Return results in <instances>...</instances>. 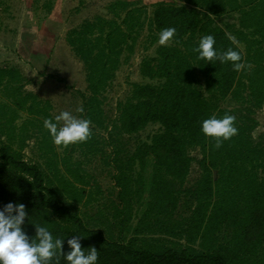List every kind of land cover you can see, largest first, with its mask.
<instances>
[{
    "label": "trees",
    "instance_id": "16d2710c",
    "mask_svg": "<svg viewBox=\"0 0 264 264\" xmlns=\"http://www.w3.org/2000/svg\"><path fill=\"white\" fill-rule=\"evenodd\" d=\"M108 13L68 35L87 72L82 117L91 120L92 135L86 142L60 151L44 127L54 117L51 100L26 92L21 70L0 68V208L24 204L29 238L35 225L47 227L64 239L66 253L67 240L78 236L86 254L89 247L98 250L97 264H264V145L253 136L256 112L264 108V0H159L151 12L116 0ZM233 14L237 23L219 22ZM169 27L176 35L161 46L159 33ZM209 34L217 51L241 54L239 71L231 62L197 58L193 48ZM143 37L148 48L157 45L141 62L149 81L134 82L110 120L105 94L122 56L133 54ZM213 115L234 116L238 129L220 148L201 131ZM150 123L161 126L151 141L127 149L125 137ZM31 139L43 162L25 159ZM196 149L201 176L188 184ZM78 150L100 155L114 169L118 237L99 218L106 207L99 205L93 216L81 208L99 201L100 188L74 157ZM136 204L141 214L131 230ZM57 260L67 264L59 252L53 264Z\"/></svg>",
    "mask_w": 264,
    "mask_h": 264
},
{
    "label": "rangeland",
    "instance_id": "374dc122",
    "mask_svg": "<svg viewBox=\"0 0 264 264\" xmlns=\"http://www.w3.org/2000/svg\"><path fill=\"white\" fill-rule=\"evenodd\" d=\"M114 1L116 0H0V68L21 70L28 78L24 90L51 100L54 116L62 110H70L77 114L75 109L83 106L84 101L81 92L88 94L87 72L84 62L69 44L68 35L71 29L85 21L94 20L99 15L110 16L108 6ZM129 1L138 2L151 12L154 3L159 0ZM233 15L219 19V22L221 24L225 21L236 22L238 14ZM145 42V37L141 38L133 54L126 53L122 56V64L104 99V107L110 120L117 117V103L127 97L132 84L149 81L141 73V62L144 57L155 55L157 45L148 48ZM228 106L233 108L235 103ZM26 115L27 113L23 112L19 122H22ZM77 115L82 117V113ZM255 116L258 126L253 136L256 142L264 145V108L258 110ZM160 129V124L150 123L137 134L126 136L127 149L134 150L137 145L150 142L151 137ZM102 134L107 135L105 131ZM58 149L63 152L64 146H58ZM192 154L195 160L188 184L194 183L201 176L198 164L201 152L196 149ZM38 155L35 142L31 139L25 149V159L43 162ZM74 157L82 162L81 167L89 175L92 186L97 185L100 188L99 201L88 207L81 205L83 212L93 216L102 204L106 208L104 215L99 218L111 224L112 232L118 237L119 227L114 216L118 189L113 179V167L105 164L100 155L86 157L78 150ZM147 169V178L150 180L151 164ZM148 195L146 192L145 197ZM140 211L136 204L131 230L139 220ZM131 235L132 231H127L125 237L128 239Z\"/></svg>",
    "mask_w": 264,
    "mask_h": 264
},
{
    "label": "clouds",
    "instance_id": "9594fccd",
    "mask_svg": "<svg viewBox=\"0 0 264 264\" xmlns=\"http://www.w3.org/2000/svg\"><path fill=\"white\" fill-rule=\"evenodd\" d=\"M176 35V29L169 27L159 33L158 43L166 46ZM235 42V41H234ZM216 41L211 34L202 36L193 48L197 58L210 63L231 62L233 69L239 71L241 54L231 48L219 52L214 48ZM213 64V63H212ZM83 106L75 109V113H83ZM74 114L70 110H62L52 119L44 120V127L54 145L67 147L70 144L86 142L92 135L91 120ZM235 117L225 115L216 118L214 115L201 122V131L206 137L216 140L214 147L220 148L223 141L231 139L238 133L234 126ZM25 205L7 203L0 208V264H53L57 253L63 255L67 264H97L98 250L89 247L87 254L81 247L80 238L73 236L67 240L69 251L62 252L64 239L54 238L47 227L37 226L35 236L29 238L24 231ZM59 264V261H56Z\"/></svg>",
    "mask_w": 264,
    "mask_h": 264
}]
</instances>
